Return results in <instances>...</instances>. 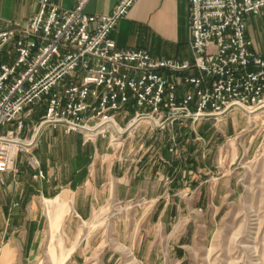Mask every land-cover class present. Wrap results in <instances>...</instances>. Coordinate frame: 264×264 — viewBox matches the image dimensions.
Instances as JSON below:
<instances>
[{
  "label": "built area",
  "instance_id": "1",
  "mask_svg": "<svg viewBox=\"0 0 264 264\" xmlns=\"http://www.w3.org/2000/svg\"><path fill=\"white\" fill-rule=\"evenodd\" d=\"M35 1L25 23L0 29V172L12 168L14 147L29 150L45 125L93 137L115 129L114 114L129 108L127 130L264 106V43L257 48L249 36L252 22L264 34V0H189L190 62L117 48L110 34L137 0L99 15L83 11L89 0L69 9ZM43 103V120L21 139L24 115Z\"/></svg>",
  "mask_w": 264,
  "mask_h": 264
},
{
  "label": "crops",
  "instance_id": "2",
  "mask_svg": "<svg viewBox=\"0 0 264 264\" xmlns=\"http://www.w3.org/2000/svg\"><path fill=\"white\" fill-rule=\"evenodd\" d=\"M52 1L63 9L73 8L76 3V0ZM117 2L89 0L83 11L108 14ZM188 7L189 0H137L128 15L118 21L110 37L120 50H146L154 57L190 62L193 55ZM37 10L35 0H0V29L13 22L25 23ZM131 111L134 110L129 108L124 113L130 116ZM230 113L229 110L223 116L230 117ZM190 119H179L176 124ZM200 119L205 126L210 118ZM119 121L127 127L129 120L121 116ZM235 122L236 117L231 116L232 127ZM150 124L147 120L135 124L128 133L118 136L116 142L107 135L89 137L81 130L66 131L59 124L45 125L39 130L27 154L18 153L14 167L0 172V264L32 263L52 221L57 229L68 232L71 227L85 226L96 210L115 208L118 204L136 210L122 222L142 223L152 219L155 223L152 229L143 232L121 229L117 234L126 247L121 251L99 247L95 235L80 233L72 238L75 243L72 251L68 253L63 248L62 263L155 264L153 256L157 257L167 247L165 232L156 230L167 218L163 207L169 201L171 208L178 204L174 182L178 173L174 170L180 159L170 144L173 135L168 132L170 129H152ZM204 197L205 193L200 191L198 200ZM188 198L193 199V194ZM149 204L158 205L155 212L148 218L138 215V208ZM202 216L206 223V216ZM172 232L176 238L181 237L180 226ZM176 247L179 255H173L171 262L182 264L185 247L182 242Z\"/></svg>",
  "mask_w": 264,
  "mask_h": 264
},
{
  "label": "rangeland",
  "instance_id": "3",
  "mask_svg": "<svg viewBox=\"0 0 264 264\" xmlns=\"http://www.w3.org/2000/svg\"><path fill=\"white\" fill-rule=\"evenodd\" d=\"M262 31V26L252 22L249 36L257 48L264 43ZM45 108L43 103L33 108L28 117L24 115L26 126L19 133L21 139L28 141L32 137L43 120ZM230 112V117H209L205 126L201 125L204 121L200 122V118L182 124H176V120L161 126L150 122L152 129H170L168 132L173 135L169 141L172 149L177 150L176 158L180 159L174 170L178 173L174 179L178 188V204L173 208L171 201L164 205L163 213L167 218L156 227L161 233L165 232L167 247L157 257L153 256V263L175 264L171 260L173 255H179L176 245L182 242L185 247L182 264H264V106L248 111L234 108ZM128 114H114L116 128H107L103 135L116 142L118 136L128 133L129 129L121 126L119 121L123 116L129 123L134 111L130 116ZM231 116L236 117L234 127L230 125ZM178 127L181 129H176ZM98 135L103 136H95ZM14 149V160L18 153L28 152L21 147ZM200 191L205 193V199L199 201ZM167 192L170 193L169 190ZM191 194L193 199L188 198ZM165 195L167 197L168 194ZM157 206L149 204L138 208V215L148 218ZM135 212L134 208L123 204L115 208L105 207L96 210L90 221L84 223L85 226L71 227L68 232L64 228L57 229L55 221H52V227L43 236L40 253L30 264H61L65 256L63 248L68 253L72 251L75 245L72 238L80 233L95 235L99 247L124 250L126 247L117 234L121 229L143 232L155 224L152 219L142 223L122 222ZM202 214L206 216V223ZM179 226L181 237L178 239L172 230ZM129 258L135 261L133 256ZM136 263L139 262L136 260Z\"/></svg>",
  "mask_w": 264,
  "mask_h": 264
},
{
  "label": "bare ground",
  "instance_id": "4",
  "mask_svg": "<svg viewBox=\"0 0 264 264\" xmlns=\"http://www.w3.org/2000/svg\"><path fill=\"white\" fill-rule=\"evenodd\" d=\"M116 131H119V130H116ZM119 132H122V131H119Z\"/></svg>",
  "mask_w": 264,
  "mask_h": 264
}]
</instances>
